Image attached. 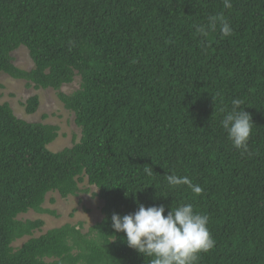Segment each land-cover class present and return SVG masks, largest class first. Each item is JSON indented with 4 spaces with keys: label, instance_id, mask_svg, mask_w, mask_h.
Returning a JSON list of instances; mask_svg holds the SVG:
<instances>
[{
    "label": "trees",
    "instance_id": "trees-1",
    "mask_svg": "<svg viewBox=\"0 0 264 264\" xmlns=\"http://www.w3.org/2000/svg\"><path fill=\"white\" fill-rule=\"evenodd\" d=\"M231 3L0 0V74L56 90L79 129L52 151L58 125L26 121L0 102V264H150L111 216L139 205H163L167 215L189 203L209 216L215 240L196 264H264V0ZM218 14L233 35L195 31ZM21 45L28 70L13 62ZM76 77L75 90H59ZM233 99L253 123L243 155L220 124ZM38 102L28 97L26 111ZM173 173L204 191L169 188ZM84 182L103 203L86 232L65 223L34 236L43 219L19 217L55 214L42 206L46 195H76Z\"/></svg>",
    "mask_w": 264,
    "mask_h": 264
},
{
    "label": "clouds",
    "instance_id": "clouds-1",
    "mask_svg": "<svg viewBox=\"0 0 264 264\" xmlns=\"http://www.w3.org/2000/svg\"><path fill=\"white\" fill-rule=\"evenodd\" d=\"M223 7L231 9V0H223ZM217 29L221 38L233 35V29L223 14L209 16L206 25L195 27V31L203 36ZM242 104V100L233 99L231 110L221 109L224 115L220 121L227 139L241 155L248 152V140L253 128L251 116L243 110ZM165 179L172 189L186 185L195 196L204 191L202 186L193 184L187 176L173 173ZM164 213L163 205L147 208L139 205L130 214L121 216L113 213L111 227L117 233H124L127 246L149 257L150 264H196L200 253L208 252L215 246L208 228L209 216L196 212L192 204H182L170 209L167 215Z\"/></svg>",
    "mask_w": 264,
    "mask_h": 264
},
{
    "label": "rangeland",
    "instance_id": "rangeland-1",
    "mask_svg": "<svg viewBox=\"0 0 264 264\" xmlns=\"http://www.w3.org/2000/svg\"><path fill=\"white\" fill-rule=\"evenodd\" d=\"M11 54L14 58L13 62L17 67L28 70L33 66L27 49L23 45ZM0 82V102H7L17 117L31 122L58 125L59 130L56 139L47 145L50 150L57 151L70 146L73 135L78 138L79 129L73 124L71 113L63 107V104L57 98L56 90L50 87L34 88L33 86H26L24 80L13 79L5 74H0ZM78 84L79 78L76 77L70 84H63L59 90L64 93H70L78 87ZM33 95L38 96V106L34 112L28 113L24 103L28 97ZM79 188L81 190L76 195H68L67 197H61L57 192L46 195L42 206L44 209L53 210L55 214L29 210L19 215V217L21 219H43V226L39 230L34 231V236H38L47 229L62 226L65 223L79 225L81 231L86 232L92 224L101 219L103 203L95 195L97 191L93 194L97 190L94 186H88L84 182L79 185ZM86 188L89 189L88 192L82 191ZM51 197L54 198L53 203L49 202ZM28 237L24 236L15 241L14 245L19 246Z\"/></svg>",
    "mask_w": 264,
    "mask_h": 264
}]
</instances>
